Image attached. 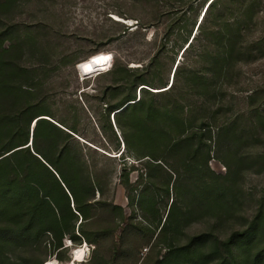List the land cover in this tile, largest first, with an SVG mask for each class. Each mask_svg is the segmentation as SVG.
Returning <instances> with one entry per match:
<instances>
[{
  "label": "rangeland",
  "instance_id": "374dc122",
  "mask_svg": "<svg viewBox=\"0 0 264 264\" xmlns=\"http://www.w3.org/2000/svg\"><path fill=\"white\" fill-rule=\"evenodd\" d=\"M166 1L164 12H159L153 0H24L5 14L11 28L7 45L24 43L22 64L31 71L38 94L48 97L57 117L67 116L69 123L77 126V132H73L58 123L71 132L68 143L74 161L80 162L84 173L102 189L90 201L94 218L86 222L79 215L72 232L76 241L66 235L64 248L59 251L46 243L20 248L12 256L17 264H60L59 258L70 259L78 248L86 252L81 259L74 257L77 263L70 264H221L224 257L226 264H235L219 249L222 245L218 249L211 243L193 246L192 258L180 254L179 249L206 231H213L220 241L226 240L235 231L249 227L257 213L264 194V57L243 67V86L223 78L219 89L212 85L217 69L213 68L212 58L206 60L205 56L206 62L199 70L208 75V87L196 81L191 87H182L187 127L207 129L206 139L201 142L196 137L192 150H199L198 161L207 153L205 159L212 171L227 175L233 189L228 209L216 215H197L180 232L162 230L175 196V175L169 183V175L167 178L160 169L147 168L152 162H162L166 170L169 166L183 170V160L179 158L183 155L171 152L164 134L156 142L147 139L127 148L117 117L105 111L108 102L120 101L125 93L118 86L123 83L120 77L103 76L115 64L133 70L149 67L152 73L168 75L170 86L176 66L191 63L202 47L204 42L197 38L183 55L189 43L182 49L181 42L177 44L180 33L193 22L200 0ZM261 7V24L250 26L246 32L248 41L262 35L264 1ZM204 11L195 27L197 37ZM173 23L175 32L167 40V47L162 48L166 28ZM223 23L226 27L228 21ZM97 53L93 58L106 55L109 70L81 79L78 63ZM109 85L117 88L109 91ZM255 89V99H248ZM79 104L86 115L78 113ZM224 122L231 123L230 132L220 138L217 133ZM122 123L127 125L129 118H122ZM151 155L159 160H152ZM146 170L156 183L153 195H143L147 204L144 208L129 197L144 192L143 187L148 185ZM148 203L154 206V214ZM72 208L76 210L73 202ZM211 254L206 261L204 258Z\"/></svg>",
  "mask_w": 264,
  "mask_h": 264
},
{
  "label": "trees",
  "instance_id": "16d2710c",
  "mask_svg": "<svg viewBox=\"0 0 264 264\" xmlns=\"http://www.w3.org/2000/svg\"><path fill=\"white\" fill-rule=\"evenodd\" d=\"M22 1L0 0V264H17L12 256L23 247L46 243L59 251L64 248L66 235L76 241L78 238L72 232L79 215L90 222L94 218L90 201L96 198L97 191L102 193L94 180L84 173L82 164H77L71 155L68 140L72 136L65 128L77 132V126L71 125L65 115L57 117L48 97L38 94L31 71L22 64L24 43L18 41L7 45L11 28L5 14L17 9ZM153 1L155 9L164 12L167 1ZM263 1L200 0L193 22L180 33L177 44L181 42L182 49L189 43L184 55L197 38L204 43L191 63L176 67L170 86L168 75L152 73L149 67L133 70L117 63L113 70L103 74L123 80L118 86L124 88V97L115 103L108 102L105 111L108 116L113 113L117 117L125 146L131 149L133 144L147 139L156 142L164 134L168 136L171 152L183 155L179 156L183 160V170L169 165L166 170L162 162H152L147 168L160 169L167 178L169 175V183L175 175V196L162 227L164 233L180 232L195 216L216 215L230 205L233 189L230 178L212 171L205 159L207 153L198 161L199 150H192L196 137L201 142L206 139L207 129L205 126L192 130L193 127H187L181 93L182 87H191L193 81L208 87V75L199 70L206 62L205 56L206 60L212 58L213 68L217 69L212 85L221 89L222 79L226 78L230 84L243 86V67L247 62L264 57V29L261 37L251 41L247 40L246 34L248 29L261 24ZM202 9L205 13L197 26L200 32L197 37L194 31ZM226 20L228 23L223 27ZM175 29L174 23L168 25L162 48L167 47V40ZM115 88L116 85H109L108 90ZM256 94L257 89L248 99H255ZM78 113L86 115L80 104ZM122 118H129V123L123 125ZM230 124L224 122L220 126L218 137L230 132ZM151 158L159 160L157 156L151 155ZM148 170V185L143 187L144 192L138 197L128 196L131 202L137 201L144 208L147 204L143 195L148 192L153 195L152 186L156 183ZM150 199L154 204L153 198ZM72 202L76 210L72 208ZM151 204L148 203L154 214ZM210 243L217 249L222 245L219 249L224 250L235 264H264V194L256 215L244 231H235L223 241L213 231H206L193 236L179 252L192 258L193 246ZM199 256L202 257L201 251ZM212 256L204 259L208 261ZM70 260L58 259L60 264H70ZM227 261L224 257L221 264Z\"/></svg>",
  "mask_w": 264,
  "mask_h": 264
},
{
  "label": "bare ground",
  "instance_id": "6f19581e",
  "mask_svg": "<svg viewBox=\"0 0 264 264\" xmlns=\"http://www.w3.org/2000/svg\"><path fill=\"white\" fill-rule=\"evenodd\" d=\"M98 65H102L101 67H103L105 70L108 69L109 64H108V59H107L106 55L96 57V58H92L83 66V68H84V71L89 72V71H93V70L97 69ZM74 251L75 252H74L73 257H76L77 259H81L84 256L86 249L85 248H78V249H75ZM78 253H82V256H78ZM76 258L73 261L74 263H75V261H77ZM48 264H58V263L51 261Z\"/></svg>",
  "mask_w": 264,
  "mask_h": 264
},
{
  "label": "water",
  "instance_id": "95a60500",
  "mask_svg": "<svg viewBox=\"0 0 264 264\" xmlns=\"http://www.w3.org/2000/svg\"><path fill=\"white\" fill-rule=\"evenodd\" d=\"M204 13H205V11H204ZM203 15H204V14H203ZM98 54H99V53L94 54V55L90 56L89 58H87L86 60H84V61L78 63V65H77V71H78L79 77H80L81 79H86V78H88V77L93 76L94 74H101V73H103V72L109 70V69L105 70L103 67H101L102 65H98V66H97V69H95V70H93V71H89V72L84 71L83 66H84L89 60H91L95 55H98ZM176 67H177V66H176ZM175 69H176V68H175ZM144 88H146V87H144ZM131 103H133V102H131ZM117 112H119V111H116V113H117ZM33 128H34V123H33ZM31 142H32V139H31V141H30V146L32 145ZM72 261H74V257H73V256H71V260H70L69 263H71ZM75 262L77 263V261H75Z\"/></svg>",
  "mask_w": 264,
  "mask_h": 264
},
{
  "label": "snow or ice",
  "instance_id": "6c2138e0",
  "mask_svg": "<svg viewBox=\"0 0 264 264\" xmlns=\"http://www.w3.org/2000/svg\"><path fill=\"white\" fill-rule=\"evenodd\" d=\"M78 256H82V253H78Z\"/></svg>",
  "mask_w": 264,
  "mask_h": 264
}]
</instances>
